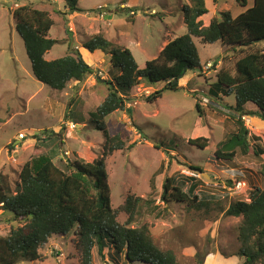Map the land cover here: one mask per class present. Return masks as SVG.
Instances as JSON below:
<instances>
[{
  "label": "rangeland",
  "instance_id": "374dc122",
  "mask_svg": "<svg viewBox=\"0 0 264 264\" xmlns=\"http://www.w3.org/2000/svg\"><path fill=\"white\" fill-rule=\"evenodd\" d=\"M234 1L206 0L210 12L201 18L203 25L221 12H215L219 5L225 4L235 13L238 6ZM185 3L186 0H78L81 11L71 15L62 0H0V173L15 183L22 166L40 155L53 157L61 169L75 160H98L103 154L106 129L110 137L118 135L124 143L123 150L113 151L105 159L111 208L118 209L128 196L145 200L130 227L146 225L154 243L162 250L173 251L178 264H197L199 259L210 264L208 258L212 255L220 257L212 264H241L243 259L236 255L240 218L227 217L223 211L230 203L248 202L251 192L264 187L260 175L264 154L253 155V146L264 153V121L243 117L249 135L259 140L248 136L250 151L243 155L237 150L232 163L216 160L218 144L235 132L227 110L235 100L233 95L221 96V92L213 99L209 89L220 69L231 70L237 58L255 48L237 54L226 51L219 42L202 44L194 39L200 69L187 71L178 80L182 90H164L155 102L147 103L145 97L161 90L164 84L148 85L144 79L127 96L126 110L114 112L102 121L93 114L107 94L106 86L96 79H109L110 62L106 53H89L83 44L100 34L112 48L128 49L139 69H143L167 41L186 33L180 13ZM29 4L47 11L53 20L48 38L55 44L45 53V60L61 58L71 47L93 69L92 75L81 83H68L63 91L53 90L34 78L12 17L13 9ZM255 46L257 50L264 48L263 44ZM195 103L200 106V114ZM245 109L256 111L251 104ZM96 121L105 129L98 130ZM70 123H74L73 128ZM196 138L208 139L207 147L199 149L188 143ZM184 177L199 182L198 193L220 201L211 206L208 214L187 213L181 203L162 201L165 179L181 182ZM126 220L127 215L119 211L117 222L123 225ZM11 227L19 225L0 204V237L7 236ZM74 240L71 234L55 235L40 250L43 261L16 264H78ZM92 256L93 264H116L112 262L116 258L112 249H105L101 256L94 247ZM117 264L142 263H125L122 253Z\"/></svg>",
  "mask_w": 264,
  "mask_h": 264
},
{
  "label": "trees",
  "instance_id": "16d2710c",
  "mask_svg": "<svg viewBox=\"0 0 264 264\" xmlns=\"http://www.w3.org/2000/svg\"><path fill=\"white\" fill-rule=\"evenodd\" d=\"M62 1L71 15L81 11L77 7L78 0ZM205 2L186 0L180 8L186 33L169 41L156 58L145 62L143 69H139L128 49L112 48L100 34L83 44L82 47L89 53L97 50L106 53L110 62L109 79H96L97 83L106 86L107 94L93 114L102 121L114 112L126 110L127 96L144 79L148 85L164 84L161 90L145 97L147 103L155 102L164 90H182L183 87L178 85L180 76L200 69L194 39L202 44L219 42L226 51L237 54L253 47L252 52L237 58L231 70L220 69L215 75L214 85L209 89V96L213 99L218 98V92L222 93L221 96H234L235 102L227 110L232 115L235 132L220 142L214 152L216 160L232 163L237 150L243 155L250 151L248 136L254 141L259 140L249 135L242 118L258 117L264 121V48L257 50L258 46H255L264 45V0H253L252 6L247 9L246 0H235L236 5L244 9L242 13L233 17L229 11L218 12L207 26L201 21L208 13ZM12 17L24 43L31 73L38 82L63 91L68 83H81L93 74V69L81 54L71 47H68L65 56L45 60V53L55 44V40L48 38L53 20L47 11L30 4L23 5L12 10ZM247 104L253 105L256 111H247ZM195 108L200 114L198 103H195ZM96 124L98 130L105 129L102 123L99 125L96 121ZM103 134L102 157L93 162L75 160L61 169L54 163L53 157L40 155L22 166L15 183L0 173L2 210L19 225L11 227L7 236L0 237V264L41 262L45 257L40 250L51 237L70 234L75 238L78 264H93L94 247L101 256L105 249H112L116 257L112 262L116 264L122 253L125 263L178 264L173 251L162 250L154 243L146 225L130 227L137 208L145 204V200L128 196L118 209L111 208L105 159L113 151L123 150L124 143L118 135L110 137L106 129ZM188 143L205 149L208 139L196 138ZM263 154L261 148L253 146L255 157ZM191 169L201 171L195 167ZM260 175L264 178V165L260 168ZM182 179L181 182L175 178L165 179L161 194L164 203H181L187 213L208 214L211 206L220 202L215 196L198 193L199 182L195 178ZM185 185L184 191L182 187ZM119 211L127 215L123 225L117 222ZM223 212L227 217L240 218L236 229L240 246L236 255L243 259L241 264H264V187L251 192L248 202L230 203ZM197 264H203L202 259Z\"/></svg>",
  "mask_w": 264,
  "mask_h": 264
},
{
  "label": "crops",
  "instance_id": "0c3cea01",
  "mask_svg": "<svg viewBox=\"0 0 264 264\" xmlns=\"http://www.w3.org/2000/svg\"><path fill=\"white\" fill-rule=\"evenodd\" d=\"M205 1H206V0H205ZM221 2H222V1H221ZM246 3H247V6H246L245 9L250 8V7L252 6V4H253V0H252V1H248V0H246ZM215 4H217V2H215ZM220 4H222V3H220ZM216 6H217V5H216ZM222 10H225V11H228V10H229V12H230L229 7L226 6L225 4L217 6L215 12L222 11ZM243 11H244V9H241L240 7H238V8L236 9L235 13H232V12H230V13H231V15H232L233 17H236L238 14L242 13ZM208 12H210V11L208 10ZM175 38H176V37H175ZM173 39H174V38H173ZM173 39H171V40H173ZM171 40H169V41H171ZM169 41H167L166 44H167ZM166 44H165V45H166ZM165 45H164V46H165ZM164 46H163L162 48L159 47V48H160L159 50L161 51V50L164 48ZM160 51H159V53H160ZM159 53H158V54H159ZM209 256H210V255H209ZM218 258L220 259L219 255H212V256H210L208 259H210V264H212V263L215 262ZM217 261H218V260H217Z\"/></svg>",
  "mask_w": 264,
  "mask_h": 264
},
{
  "label": "built area",
  "instance_id": "2783aa9c",
  "mask_svg": "<svg viewBox=\"0 0 264 264\" xmlns=\"http://www.w3.org/2000/svg\"><path fill=\"white\" fill-rule=\"evenodd\" d=\"M74 127V123H70V128H73Z\"/></svg>",
  "mask_w": 264,
  "mask_h": 264
},
{
  "label": "water",
  "instance_id": "95a60500",
  "mask_svg": "<svg viewBox=\"0 0 264 264\" xmlns=\"http://www.w3.org/2000/svg\"><path fill=\"white\" fill-rule=\"evenodd\" d=\"M183 73H184V72H183ZM182 76H183V75H181L180 78H182ZM180 78H179V79H180ZM175 82H177V81H175Z\"/></svg>",
  "mask_w": 264,
  "mask_h": 264
}]
</instances>
